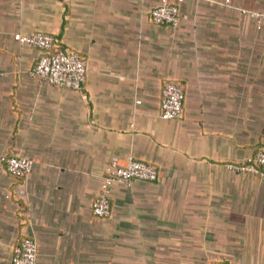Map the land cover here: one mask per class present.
I'll use <instances>...</instances> for the list:
<instances>
[{
  "label": "crops",
  "instance_id": "1",
  "mask_svg": "<svg viewBox=\"0 0 264 264\" xmlns=\"http://www.w3.org/2000/svg\"><path fill=\"white\" fill-rule=\"evenodd\" d=\"M0 0V264L25 237L36 264H264V178L230 172L264 151V0ZM178 4L176 27L150 11ZM43 32L86 62L82 93L29 72L40 51L14 35ZM181 85L183 114L159 113ZM85 95V97H83ZM132 156L152 182L110 189L108 168Z\"/></svg>",
  "mask_w": 264,
  "mask_h": 264
},
{
  "label": "built area",
  "instance_id": "2",
  "mask_svg": "<svg viewBox=\"0 0 264 264\" xmlns=\"http://www.w3.org/2000/svg\"><path fill=\"white\" fill-rule=\"evenodd\" d=\"M183 0H176L177 3ZM226 0L225 3H228ZM252 18L264 22V13L243 11ZM178 4L163 2L149 13L153 24L176 27L179 23ZM20 45H28L40 51L29 75L41 82L58 88L82 93L86 82V62L76 52L58 49L52 35L35 32L30 35H14ZM85 97V95H83ZM184 91L180 84L166 81L161 90L159 113L162 119L174 120L183 114ZM5 171L15 177L24 178L33 169L34 161L25 157H0ZM226 168L235 174H249L264 178V151L248 157L242 163H228ZM157 169L150 164L129 156L121 167L108 168L100 182L99 195L92 202L91 212L100 219L111 213L110 189L115 184L128 185L134 180L152 182L157 178ZM37 245L32 237H25L14 248L10 264H36ZM228 264V263H221Z\"/></svg>",
  "mask_w": 264,
  "mask_h": 264
}]
</instances>
